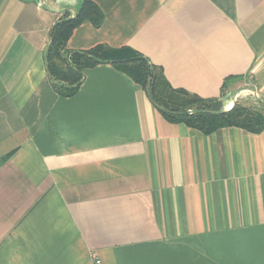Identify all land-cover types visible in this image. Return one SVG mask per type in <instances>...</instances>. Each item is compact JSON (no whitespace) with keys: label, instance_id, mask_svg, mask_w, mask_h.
Here are the masks:
<instances>
[{"label":"crops","instance_id":"1","mask_svg":"<svg viewBox=\"0 0 264 264\" xmlns=\"http://www.w3.org/2000/svg\"><path fill=\"white\" fill-rule=\"evenodd\" d=\"M82 1L0 0V264H264V130L172 123L110 63L60 96L50 31ZM93 1L103 24L69 49L132 47L203 98L251 76L264 97V0Z\"/></svg>","mask_w":264,"mask_h":264},{"label":"trees","instance_id":"2","mask_svg":"<svg viewBox=\"0 0 264 264\" xmlns=\"http://www.w3.org/2000/svg\"><path fill=\"white\" fill-rule=\"evenodd\" d=\"M85 21L92 22L95 27H100L104 22V13L93 0H83L75 16L65 13L50 31L46 67L54 89L60 96H74L85 79L87 69L110 63L138 83L154 106L172 123H184L205 134L229 126H237L252 133L264 130L263 111L238 102L228 110L221 103V97L203 98L186 89L175 88L161 66L132 47H112L100 43L84 50L69 49V39Z\"/></svg>","mask_w":264,"mask_h":264},{"label":"rangeland","instance_id":"3","mask_svg":"<svg viewBox=\"0 0 264 264\" xmlns=\"http://www.w3.org/2000/svg\"><path fill=\"white\" fill-rule=\"evenodd\" d=\"M258 84L256 78L251 76H247L245 79L233 80L230 86L225 88L224 95L220 96L224 108L230 109L234 106L233 103L238 102L246 107L264 112V97L259 96L257 93V90L260 91Z\"/></svg>","mask_w":264,"mask_h":264},{"label":"water","instance_id":"4","mask_svg":"<svg viewBox=\"0 0 264 264\" xmlns=\"http://www.w3.org/2000/svg\"><path fill=\"white\" fill-rule=\"evenodd\" d=\"M234 104H235V103H233V105H234ZM231 108H232V107H231ZM231 108H230V109H231ZM228 110H229V109H228Z\"/></svg>","mask_w":264,"mask_h":264}]
</instances>
